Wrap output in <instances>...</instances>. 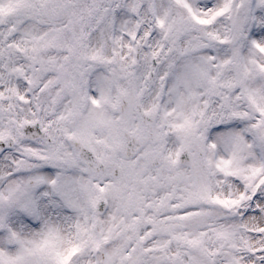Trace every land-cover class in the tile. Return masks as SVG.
<instances>
[{
	"label": "snow or ice",
	"instance_id": "6c2138e0",
	"mask_svg": "<svg viewBox=\"0 0 264 264\" xmlns=\"http://www.w3.org/2000/svg\"><path fill=\"white\" fill-rule=\"evenodd\" d=\"M0 264H264V0H0Z\"/></svg>",
	"mask_w": 264,
	"mask_h": 264
}]
</instances>
